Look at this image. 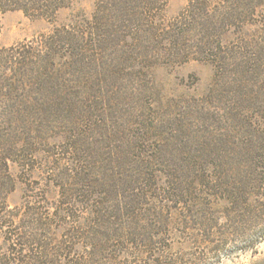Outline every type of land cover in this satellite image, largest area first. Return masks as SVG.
Instances as JSON below:
<instances>
[{
    "label": "rangeland",
    "instance_id": "374dc122",
    "mask_svg": "<svg viewBox=\"0 0 264 264\" xmlns=\"http://www.w3.org/2000/svg\"><path fill=\"white\" fill-rule=\"evenodd\" d=\"M186 4L187 0H169L163 14L165 23L178 15ZM94 5L95 0H74L70 6L60 8L53 21L31 18L21 10L0 14V46L39 37L61 24L85 22L91 17ZM259 16L264 19V7ZM261 29L244 25L232 27L222 35V42L228 46L229 56L234 60L225 77L232 78V82L235 78L239 85L228 83L221 75L215 78L219 67L205 59L157 62L143 65L141 69L142 59L122 57V53L115 54L114 66L100 68L103 72L100 93L95 91L96 86L91 81L84 87L86 93L82 99L75 98L73 88L61 94L46 93L50 98H75L80 103L74 107L75 111L64 110L59 119L35 120V132L40 131L47 142L37 145L36 155L26 161V166L23 162H8L14 187L7 194L6 202L16 214L14 224L17 223L23 233L30 230L48 234V229L44 230L39 222L40 217L53 224L51 230L57 236L63 229L58 228L60 219L52 214L55 205L75 201L79 206L101 202L110 207L119 197L116 193L123 194L124 186L119 183L125 179L128 181L126 195L135 193V189H146L149 196L143 200L149 202L155 194L152 172L158 174L157 187L158 182L163 185L171 178V172L188 168L197 174V185L204 187L205 179L198 176L205 167L214 172L212 168L223 166V160L210 166L205 162L219 155L243 154L247 144L254 140L251 127L242 116L233 117L231 113L232 109H239L241 115L264 106V91L258 88L264 84V73L254 81L253 74L247 72V68L260 62L258 42L263 44L260 37L264 35ZM254 39H258L257 43L252 42ZM237 90L239 100L235 98ZM1 126L5 130L4 124ZM57 161L61 163L53 171L49 164ZM230 167L233 169L234 165ZM71 168L77 179L76 170L84 169L91 179L89 184L82 187L74 184L75 178L70 179L72 174L69 175ZM251 177L249 195L239 192L231 201L226 197L230 191L213 187L210 191L214 192V197L204 200V204L209 202L203 207L206 219L198 213L190 216L194 229H185L177 223L166 233L167 227L160 229V238L153 245L155 253L142 257L120 255L114 264H156L172 262L175 257L174 264L179 260L181 264H264V167ZM2 181L5 183L1 185L9 183L8 178ZM87 191H92L88 195L92 200L87 201L83 193ZM77 205L76 210L75 207L69 210L70 219L79 218L85 225L89 214L85 207H82L84 211H78ZM41 211L44 217L39 216ZM6 239V235L0 233L1 262L10 256L24 261L12 264H40L31 259L32 256L37 258L38 246H33L34 255L29 250L20 253L14 250V254H8ZM27 247L30 249V245ZM80 249L81 246L77 250ZM74 257L63 254L65 261Z\"/></svg>",
    "mask_w": 264,
    "mask_h": 264
},
{
    "label": "trees",
    "instance_id": "16d2710c",
    "mask_svg": "<svg viewBox=\"0 0 264 264\" xmlns=\"http://www.w3.org/2000/svg\"><path fill=\"white\" fill-rule=\"evenodd\" d=\"M73 1L0 0V14L21 10L31 18L53 21L57 11L70 6ZM168 1L95 0L94 11L85 22L61 24L39 37L0 46V233L7 237L8 254H14V250H17L15 253L29 250L34 255L33 246H38L37 258L32 256L31 259L40 264H114L120 255L150 256L152 252L155 253L153 245L160 238V229L167 227L166 233L175 223L185 229H194L195 225L189 220L196 213L204 215L206 219L203 207L209 202L204 204V200L214 197V192L210 191L213 187L230 191L232 196H226L229 200H234L239 192L249 195L247 188L253 183L251 174L264 167L262 105L241 115L239 109H232L233 117L242 116V120L251 127L254 140L247 144L248 148L243 154L219 155L205 162L210 166L223 160V166L221 169L212 168L214 172L205 167L198 176V179H205L204 187L197 185V174L188 168L171 172V178L163 185L158 182L157 187L158 174L152 172L155 194L149 202L143 200L149 196L146 189H135V193L126 195L128 181L125 179L119 183L124 186L123 194L116 193L119 197L116 196L110 207L101 202H87L89 204L79 206L75 201H61L55 205L52 214L60 219L58 228L63 229L57 236L51 230L53 224L40 217L39 222L44 230L48 229V234H36L30 230L23 233L20 226L14 224L16 214L11 212L12 208L6 202L7 194L14 187L8 162H23L26 166V161L36 155L37 145L47 142L40 131L35 132V120L53 121L59 119L64 110L75 111L74 107L80 103L75 98H85L84 87L87 88L90 81L96 86L95 91L100 93L103 87L100 84V75L103 74L100 68H104V65L114 66L117 59L114 58L115 54L120 56L124 53L122 57L142 59L141 69H144L143 65L157 62L181 63L190 58L205 59L219 67V71L215 70V78L218 75L225 77L228 66L234 60L229 56L228 46L222 42V35L232 27L244 25L261 27L264 32V19L259 16L264 0H187L185 8L165 23L163 14ZM260 40L263 42H258L260 62L247 68V72L253 74L254 81L264 73V35ZM257 41L254 39L252 42ZM62 59L63 65H60ZM131 67L134 69L133 65ZM227 77L225 81L228 83L238 84L235 78L232 82V78L227 80ZM70 88H73L71 92L75 95L72 100L46 95L50 92L61 94ZM258 88L264 91V84ZM235 95L239 100L238 90ZM1 124H4L5 130H2L4 127ZM60 163L57 161L54 165L49 164V167L54 171ZM233 165L232 169L230 166ZM70 170L69 175L74 172V169ZM76 173L78 179L75 174L70 178H75L74 184L79 187L89 184L91 179L84 169H77ZM5 178L9 179L8 185H1L5 183L2 181ZM83 193L87 201L92 200L88 196L92 191ZM76 205L78 211H84L82 207H85L89 214L85 225L79 218L70 219L69 210L73 207L76 210ZM42 213L39 216H43ZM205 221L204 226L207 225ZM12 226L14 229H11ZM187 233L194 235L193 232ZM27 245H30V249ZM80 246L81 249L77 250ZM62 253L76 257L65 261ZM175 259L177 257L172 262L160 261L156 264H174ZM23 262V259L7 256L0 264Z\"/></svg>",
    "mask_w": 264,
    "mask_h": 264
}]
</instances>
